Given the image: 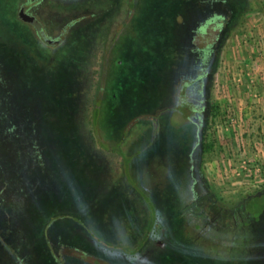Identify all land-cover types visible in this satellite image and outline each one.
Returning a JSON list of instances; mask_svg holds the SVG:
<instances>
[{"label":"rangeland","instance_id":"obj_1","mask_svg":"<svg viewBox=\"0 0 264 264\" xmlns=\"http://www.w3.org/2000/svg\"><path fill=\"white\" fill-rule=\"evenodd\" d=\"M212 1L0 0L36 56L0 45V264H264V210L235 208L264 173L230 160L222 97L256 82L264 0L237 16ZM191 146L206 190L187 183ZM243 161L258 188L240 187Z\"/></svg>","mask_w":264,"mask_h":264},{"label":"crops","instance_id":"obj_2","mask_svg":"<svg viewBox=\"0 0 264 264\" xmlns=\"http://www.w3.org/2000/svg\"><path fill=\"white\" fill-rule=\"evenodd\" d=\"M252 60L254 61L249 63L252 65L251 72L257 73L253 87L249 85L248 72H245L240 79L242 83L224 91L222 97L224 105H227L225 109L234 116L229 121V127L237 130L231 137L230 160L252 161L260 165L264 173V73L259 74L258 71L264 70V51L262 57L259 55ZM239 130L245 134L241 136Z\"/></svg>","mask_w":264,"mask_h":264},{"label":"trees","instance_id":"obj_3","mask_svg":"<svg viewBox=\"0 0 264 264\" xmlns=\"http://www.w3.org/2000/svg\"><path fill=\"white\" fill-rule=\"evenodd\" d=\"M214 3V8H216L217 6H220L221 8L223 9H227L228 11H230L234 16H237L239 14V11H240V6L238 1L237 0H213L212 1ZM236 18V17H235ZM234 18V19H235ZM233 19V20H234ZM232 20V19H231ZM18 25L21 26V23H19L18 21H14L12 26L10 27H7V25H5L3 23V19H2V15H0V35L1 34H6L5 37H3V39H6V40H1L0 39V45L4 44V47L8 50V51H5V52H17V50H22V49H26V51L29 52L30 56L31 57H34L36 59V56L33 55V53H31V50L33 49L31 46H29L28 44V41L30 39H33L31 36L27 35V36H24V37H20V35L24 34V33H20V30L18 28ZM17 28H16V27ZM4 36V35H2ZM23 38V39H22ZM30 48V49H29ZM0 52L1 49H0ZM14 54V53H13ZM15 55V54H14ZM97 114V113H96ZM210 115L212 118H216L218 115H219V108L218 106H212L211 107V111H210ZM184 134V137L186 139L187 137V134L186 133H183ZM182 136V135H181ZM181 138V137H180ZM185 142V141H184ZM119 143V142H118ZM119 145V144H118ZM193 145V144H192ZM119 147V146H118ZM190 148V147H189ZM213 148V145L212 144H209V143H205L204 144V147H203V151L204 152H209L210 150H212ZM192 149V146L191 148L189 149V152L186 154L185 156V164H186V173H188V180H187V183L191 184L192 185V181L196 182L195 184L197 185V187H202V188H207V182L205 181V179L203 178V175L202 173H199L197 172V170H195V172L193 171V165L191 164L190 165V157H189V154H190V150ZM124 156V155H123ZM128 158V157H127ZM127 160V159H126ZM129 162V161H128ZM176 162V161H175ZM173 162V164L175 163ZM127 163V162H126ZM129 165V164H128ZM195 173V174H194ZM196 176V177H195ZM183 178H186V175L184 176L183 175ZM197 179V180H196ZM186 180V179H185ZM192 180V181H191ZM199 181V182H198ZM191 187V186H190ZM192 188H194L192 186ZM191 188V189H192ZM192 191V190H191ZM190 191V192H191ZM189 194V193H188ZM190 195V194H189ZM188 195V196H189ZM211 196V191H206V196L205 197H210ZM212 197V196H211ZM213 200V199H212ZM211 200V201H212ZM195 204H196V199L195 197L191 198L189 203L186 201V202H183V206L181 205V207H185L184 209L187 210V211H190L192 210V206L195 207ZM259 204V205H258ZM150 207L152 208V214L154 212V209L152 207V204L149 203ZM179 207V208H181ZM211 209H217V205L213 202L210 204L209 206ZM235 208H242L246 211H250L251 213L253 214H257V213H261L263 210H264V192L262 194H259V195H252L250 198H244L238 205L235 206ZM173 209V208H170V210ZM184 209H179L178 212L176 214H178L179 216H183V213L185 212ZM176 211V210H175ZM175 211L171 212V215L175 217ZM176 218V217H175ZM151 220V219H150ZM174 221V220H173ZM152 223V222H151ZM145 234V233H144Z\"/></svg>","mask_w":264,"mask_h":264},{"label":"built area","instance_id":"obj_4","mask_svg":"<svg viewBox=\"0 0 264 264\" xmlns=\"http://www.w3.org/2000/svg\"><path fill=\"white\" fill-rule=\"evenodd\" d=\"M251 166L246 165L243 161L240 165L237 166L236 169H234V174L236 176L243 177V180L239 182L240 187H242L243 189H256L261 183V179L259 178L261 174L260 168H251Z\"/></svg>","mask_w":264,"mask_h":264},{"label":"flooded vegetation","instance_id":"obj_5","mask_svg":"<svg viewBox=\"0 0 264 264\" xmlns=\"http://www.w3.org/2000/svg\"><path fill=\"white\" fill-rule=\"evenodd\" d=\"M30 16V15H29ZM29 21L30 22H35L34 21V19H33V17L31 16V17H29ZM38 26V25H37ZM202 91L200 90V89H195V87H191L190 88V92H189V96H191V97H195L197 100L198 99H202ZM185 105V104H184ZM183 105V106H184ZM182 106V107H183ZM185 108V107H184ZM189 108V107H188ZM192 108H194V107H192L191 106V109L189 108V111L190 112H193L194 113V117H192L191 118V116L190 115H186L187 116V118H186V121L188 120V121H190V122H192V124H194V127H199L200 126V121H201V116H200V111H198V110H196V109H192ZM186 110V109H185ZM180 112V111H179ZM183 112V111H182ZM182 112H180V113H182ZM173 113H174V110L172 111V110H169V112H168V114H170V120L168 119V121H172V117H173Z\"/></svg>","mask_w":264,"mask_h":264}]
</instances>
